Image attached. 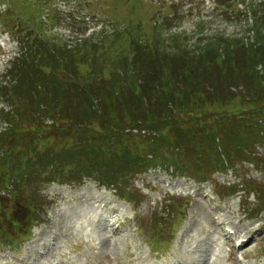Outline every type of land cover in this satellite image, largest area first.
<instances>
[{"label":"rangeland","instance_id":"obj_1","mask_svg":"<svg viewBox=\"0 0 264 264\" xmlns=\"http://www.w3.org/2000/svg\"><path fill=\"white\" fill-rule=\"evenodd\" d=\"M258 32L264 38V0H0V264H196L199 258L198 264H236L234 259L264 264V145L250 134L241 136L248 147L237 138L225 142L219 130L204 134L198 142L209 149L205 152L199 145L178 151L173 142L170 149L154 144L142 160L121 147L129 136L147 131L126 129L121 145L114 144L116 139L102 147L88 141L103 132L102 114L87 120L94 131L82 135L67 130L69 122L56 123L43 113L35 117V106L24 110V97L6 95L11 89L28 99L40 90L29 76L16 83L23 66L35 73L40 62V71L55 82L56 69L69 60L81 61L61 70L60 78L95 76L135 43L170 55L181 49L190 56L213 45L222 55L226 45L233 46L230 53L240 45L259 47ZM255 70L257 92L264 95V63ZM236 77L226 86H235L233 95L198 109L200 119L204 115L212 122L234 114L238 121L249 112L254 92L248 95L243 75ZM84 104L98 105L93 99ZM109 112L113 124L127 127L117 103ZM172 117L182 120L176 112ZM54 127L58 138L46 146L35 142ZM218 139L230 153L227 164L221 165V154L209 147ZM14 144L21 145L19 151L5 153ZM127 159L137 160L135 168ZM193 192L196 198H190ZM88 198L106 201L115 219L104 228L100 223L87 228L84 221L93 218L84 203ZM149 207L155 212L149 214ZM212 217L225 224L213 228ZM119 224L114 235L106 233ZM231 224L242 233H233ZM250 235L241 253L239 243Z\"/></svg>","mask_w":264,"mask_h":264},{"label":"trees","instance_id":"obj_2","mask_svg":"<svg viewBox=\"0 0 264 264\" xmlns=\"http://www.w3.org/2000/svg\"><path fill=\"white\" fill-rule=\"evenodd\" d=\"M257 35L259 37L256 42L260 44L259 47L254 49L252 46L245 48L240 45L239 49L235 48L230 53V48L233 49V46L226 45L222 55L217 51L219 48L215 49L213 45L207 47V52L190 56L187 51L181 49L170 55L160 52L152 44L144 46L135 43V48L132 50L130 46L131 50H129L133 54L129 53L130 56L127 54L123 58L115 55L116 58L109 62L107 68L100 69L101 72L95 76L92 73L81 76L70 74L69 77L63 75L65 79L60 78L62 71H66L70 63L74 68L81 61L69 60L68 63L62 64L60 68L62 71L56 69L59 78L55 82L40 71L42 65L39 62L35 63V73H27L28 67L23 66V76L15 77V81L21 84L28 76L35 78V85L40 90L35 88V94H31L28 99L20 91L13 94L11 89L10 94L6 95L10 98L13 96L17 100L24 97L26 101L24 110L35 106V117L43 113L44 116L48 114L56 123L69 122L67 130L76 129L82 135L94 131H92L93 125L84 126L82 121L88 120L93 115L102 114L103 132L88 137L90 143L95 142L102 147L108 140L116 141V139L119 142L114 144L121 145L123 131L127 128L147 131L148 135L129 136L127 145L121 147L133 156L139 155L137 159L142 158V160L147 155L146 150L151 149L154 144H161L165 148L168 147L166 149H170L173 142L176 145L174 148H179L178 151L193 150L199 145L200 151H208L209 149L201 147L198 139L204 134L218 130L221 139L227 143L237 138L241 141V145L248 147L241 136L250 134L254 141L264 145V95L263 92H257L260 84L253 76L257 72L255 67L264 63V38L260 37V32ZM117 71L121 76H118ZM214 73L217 74L216 78ZM237 74L243 75V85L247 88L248 95L254 92L251 97L249 96L250 99L248 98L249 103L252 104L249 112L238 121L234 114L218 116V119L214 117L212 122L204 115L200 119L195 113L198 109L204 108V105L211 102L217 104L228 100L230 98L228 93L233 95L230 89L235 86H226L229 81L237 78ZM136 78L141 81V86ZM92 99L96 100L98 105L89 109L84 103ZM116 103L126 114L124 120L127 127L120 122H116L115 125L114 120H111L112 115L109 111L115 109ZM14 104L16 105L17 101ZM188 108L191 110H187ZM175 112L182 117L179 122L172 117ZM243 123H247L246 126ZM200 127V131L203 132L196 130ZM52 130L46 135L42 134L40 138L35 137V142L43 141L46 146L59 132L56 127L51 133ZM110 131L114 133L111 137ZM209 147L216 156L221 154V158L219 156L221 165L228 163L230 153L223 152V144L219 143V139L218 143L212 141ZM136 162V159L125 161L133 168Z\"/></svg>","mask_w":264,"mask_h":264},{"label":"bare ground","instance_id":"obj_3","mask_svg":"<svg viewBox=\"0 0 264 264\" xmlns=\"http://www.w3.org/2000/svg\"><path fill=\"white\" fill-rule=\"evenodd\" d=\"M78 195H82V194H78ZM84 203H85V205H89L88 208L93 213V218L90 221H84L86 227H91L92 225H94L93 223H100V224L103 225V228H104L105 227V221L106 222L107 221L110 222V218H112V220L114 219L113 217H110L108 219L107 212L110 211V205L108 203H106L103 199H99V201H94V200L88 198V201L87 202H84ZM99 204H103L105 209L104 210H100L97 207ZM218 210H221V208L218 207ZM90 211H89V214L87 216L88 218L91 217V215H92L90 213ZM212 219L213 220H211V219H209V220H210V224L212 225L213 228L225 224L224 222L217 221L213 217H212ZM237 224L239 225V223H237ZM260 226L263 227V225H260ZM231 227H232L233 230H235V232H233V233H242V229L236 228V225L231 224ZM248 232L250 234H255L256 233V229L255 228H250ZM106 233H110V234L114 235L115 234V231H113V230L109 231L106 228ZM233 236H236V235H233ZM251 237L252 236L250 235V237L248 239L241 241V244L240 245L242 246V248H239V250H240L241 253H245V251H244L245 250L244 245L248 243V241L251 239ZM237 238L239 239V236H237ZM37 253H39V252H37ZM235 253H236V251L233 252L234 255H235ZM243 256H244V254H243ZM24 260L25 261H27V260L31 261V257H30V259L29 258L28 259L24 258ZM234 261H235L236 264H239V261L237 259H234ZM199 262H203V259L202 258H199V260H197L196 264H198ZM31 264H33V263L31 262ZM202 264H208V263H202Z\"/></svg>","mask_w":264,"mask_h":264}]
</instances>
